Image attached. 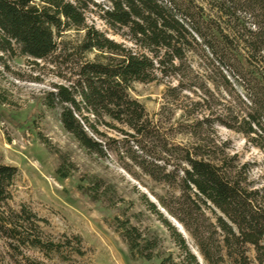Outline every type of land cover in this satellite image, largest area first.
<instances>
[{"label":"trees","instance_id":"16d2710c","mask_svg":"<svg viewBox=\"0 0 264 264\" xmlns=\"http://www.w3.org/2000/svg\"><path fill=\"white\" fill-rule=\"evenodd\" d=\"M195 2L0 0V67L8 71L7 61L15 59L49 66L63 85H54L42 106L59 111L60 125L79 148L99 159L109 152L120 160L125 157L141 174L174 192L162 198L150 194L156 204L140 195L146 212L167 235L171 248L165 250L155 231L131 223L140 215L128 216L131 203L113 200L115 191L102 180L82 178V195L103 203L106 210H119L112 228L131 261L264 264V188L249 181L248 166L228 153L214 131L217 123L264 152V0H208L219 23ZM88 16L122 42L88 25ZM200 46L217 62L219 72L228 71L222 60L228 53L242 52L233 64L242 110L226 108L222 116L198 120L180 109L182 115L172 121L168 107L190 90L183 84L184 75L192 73L188 55ZM158 77L174 79L176 86L166 89L165 105L149 116L129 92L133 84H149ZM204 95L210 96L208 90ZM201 101L206 104L205 98ZM59 162L56 174L66 179L74 167L63 156ZM16 175V168L0 164V264H44L29 258L30 253L46 259L65 253L83 257L79 237L54 242L43 231L45 220L25 205L10 206ZM168 218L188 235L199 259Z\"/></svg>","mask_w":264,"mask_h":264},{"label":"rangeland","instance_id":"374dc122","mask_svg":"<svg viewBox=\"0 0 264 264\" xmlns=\"http://www.w3.org/2000/svg\"><path fill=\"white\" fill-rule=\"evenodd\" d=\"M95 1L101 4V0ZM195 3L214 23H219V17L212 11L213 4H209L208 0H196ZM87 24L114 42H122L113 37L94 16L87 17ZM68 38L72 40L75 36L69 35ZM194 52L188 55L192 73H186L183 80L190 90L168 107L172 111V121L180 118L181 110L190 112L198 120L209 114L213 118L222 116L226 108L233 113L242 110L240 101H243V94L235 81L237 74L233 66L241 60L242 52L228 53L227 59H222L228 68L223 72L217 70V62L201 46ZM6 66L8 71L0 67V164L17 170L10 189V206L17 209L25 205L38 218L45 220L47 226L43 231L54 242L62 243L64 237H79L84 252L81 258L70 253L52 255L48 259L30 253L29 258L44 264H144L129 259L125 245L113 231L112 219L119 214V210H106L103 203L91 202L78 190L79 186H84L82 178L85 176L95 177L111 186L116 193L113 200L122 199L131 203L128 216L140 214L137 220L131 219V223L140 230L155 231L163 239V248L170 250L164 229L154 216L146 212L140 195L150 200V194L162 198L174 192L141 174L125 157L120 160L109 152L106 159H99L79 148L60 125L59 111H47L42 106L44 95L52 91L54 85H63L49 66L25 59L7 61ZM174 86V79L158 77L149 84H133L129 93L152 116L165 105L166 89ZM205 90L210 96L204 95ZM204 98L206 104L201 101ZM195 102L201 106L194 108L192 104ZM214 131L217 140L229 148L228 153L248 166L249 181L256 188H264V152L251 147L240 134L217 123L214 124ZM108 136L120 139L114 133H108ZM59 156L74 167L69 170L66 179H60L56 174ZM171 220L168 218L170 223ZM184 237L192 253L197 255L191 239L185 233ZM70 246L75 248V241L71 240ZM248 257L253 259V253L249 252Z\"/></svg>","mask_w":264,"mask_h":264},{"label":"water","instance_id":"95a60500","mask_svg":"<svg viewBox=\"0 0 264 264\" xmlns=\"http://www.w3.org/2000/svg\"><path fill=\"white\" fill-rule=\"evenodd\" d=\"M151 203L155 204V202L153 201L152 198H150L149 200ZM160 213L161 214H164L162 210H160ZM170 222V221H169ZM171 224L178 230V233L183 237H184V233H183V230L181 229V227H179L174 221L171 220ZM194 256L198 259V256L196 254H194Z\"/></svg>","mask_w":264,"mask_h":264}]
</instances>
